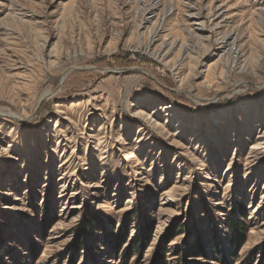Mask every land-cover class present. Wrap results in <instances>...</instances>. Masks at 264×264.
I'll return each instance as SVG.
<instances>
[{"label": "rangeland", "instance_id": "1", "mask_svg": "<svg viewBox=\"0 0 264 264\" xmlns=\"http://www.w3.org/2000/svg\"><path fill=\"white\" fill-rule=\"evenodd\" d=\"M0 264H264V0H0Z\"/></svg>", "mask_w": 264, "mask_h": 264}, {"label": "trees", "instance_id": "2", "mask_svg": "<svg viewBox=\"0 0 264 264\" xmlns=\"http://www.w3.org/2000/svg\"><path fill=\"white\" fill-rule=\"evenodd\" d=\"M228 228V239L231 246L232 253H236L239 246L243 244L244 238V227L241 226L238 222L234 221V218L229 220L227 224Z\"/></svg>", "mask_w": 264, "mask_h": 264}, {"label": "bare ground", "instance_id": "3", "mask_svg": "<svg viewBox=\"0 0 264 264\" xmlns=\"http://www.w3.org/2000/svg\"><path fill=\"white\" fill-rule=\"evenodd\" d=\"M64 80V76L62 77V79H61V81L60 82H62Z\"/></svg>", "mask_w": 264, "mask_h": 264}]
</instances>
